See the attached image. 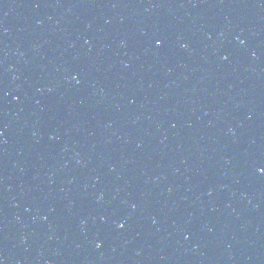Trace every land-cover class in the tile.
Returning a JSON list of instances; mask_svg holds the SVG:
<instances>
[{
    "label": "water",
    "instance_id": "95a60500",
    "mask_svg": "<svg viewBox=\"0 0 264 264\" xmlns=\"http://www.w3.org/2000/svg\"><path fill=\"white\" fill-rule=\"evenodd\" d=\"M262 169L264 0H216L127 173L74 232L26 264H264Z\"/></svg>",
    "mask_w": 264,
    "mask_h": 264
},
{
    "label": "snow or ice",
    "instance_id": "6c2138e0",
    "mask_svg": "<svg viewBox=\"0 0 264 264\" xmlns=\"http://www.w3.org/2000/svg\"><path fill=\"white\" fill-rule=\"evenodd\" d=\"M156 43H157V44H160L161 41L157 40ZM73 78L75 79V77H73ZM261 171H264V169H262ZM120 227H123V225H120ZM99 246H100V245L97 244V247H99ZM0 264H2V262H0Z\"/></svg>",
    "mask_w": 264,
    "mask_h": 264
}]
</instances>
